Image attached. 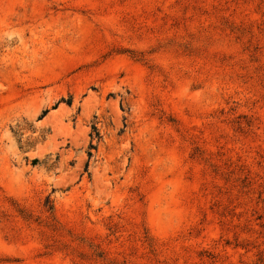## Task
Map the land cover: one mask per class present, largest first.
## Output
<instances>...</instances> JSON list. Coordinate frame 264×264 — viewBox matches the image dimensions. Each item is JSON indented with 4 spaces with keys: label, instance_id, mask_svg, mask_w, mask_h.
Returning a JSON list of instances; mask_svg holds the SVG:
<instances>
[{
    "label": "rangeland",
    "instance_id": "1",
    "mask_svg": "<svg viewBox=\"0 0 264 264\" xmlns=\"http://www.w3.org/2000/svg\"><path fill=\"white\" fill-rule=\"evenodd\" d=\"M0 264H264V0H0Z\"/></svg>",
    "mask_w": 264,
    "mask_h": 264
},
{
    "label": "bare ground",
    "instance_id": "2",
    "mask_svg": "<svg viewBox=\"0 0 264 264\" xmlns=\"http://www.w3.org/2000/svg\"><path fill=\"white\" fill-rule=\"evenodd\" d=\"M56 112H52L51 115H54Z\"/></svg>",
    "mask_w": 264,
    "mask_h": 264
},
{
    "label": "trees",
    "instance_id": "3",
    "mask_svg": "<svg viewBox=\"0 0 264 264\" xmlns=\"http://www.w3.org/2000/svg\"><path fill=\"white\" fill-rule=\"evenodd\" d=\"M93 131H94V127H93Z\"/></svg>",
    "mask_w": 264,
    "mask_h": 264
}]
</instances>
